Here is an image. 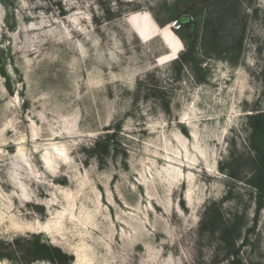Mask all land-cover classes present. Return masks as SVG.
Here are the masks:
<instances>
[{
    "label": "rangeland",
    "instance_id": "obj_1",
    "mask_svg": "<svg viewBox=\"0 0 264 264\" xmlns=\"http://www.w3.org/2000/svg\"><path fill=\"white\" fill-rule=\"evenodd\" d=\"M185 16L205 82L177 61ZM261 111L264 0H0V264H52L42 246L59 264H231L211 206L240 225L233 264H264L246 184Z\"/></svg>",
    "mask_w": 264,
    "mask_h": 264
},
{
    "label": "trees",
    "instance_id": "obj_2",
    "mask_svg": "<svg viewBox=\"0 0 264 264\" xmlns=\"http://www.w3.org/2000/svg\"><path fill=\"white\" fill-rule=\"evenodd\" d=\"M191 17H178L173 20L180 23L178 26L180 29L185 30L186 35V51L181 54L177 61L179 63L189 64L193 74L195 75L199 83L205 82L203 76L204 69L201 68V63L196 60V50L198 48V37L196 33V24L192 22ZM191 23V25L189 24ZM183 39V38H182ZM220 50H214L215 55H219ZM249 124L251 129L249 147L252 152V172L246 181V184L254 191L256 196V210L259 212L264 206V112H258L257 114L249 116ZM96 146H103V153H108L110 146V139L105 138L96 143ZM232 179H235L234 174H228ZM201 225L203 229H207L209 233L217 234V240L223 251V259L234 263L233 250L235 248L236 240L239 237L240 225L237 222L223 221L219 209L214 207H208L205 209L204 215L201 219ZM42 249L47 253H50L51 258L41 256L40 259H49L52 264L61 263L60 259H64L65 256L61 254L56 248H47L42 246Z\"/></svg>",
    "mask_w": 264,
    "mask_h": 264
},
{
    "label": "water",
    "instance_id": "obj_3",
    "mask_svg": "<svg viewBox=\"0 0 264 264\" xmlns=\"http://www.w3.org/2000/svg\"><path fill=\"white\" fill-rule=\"evenodd\" d=\"M180 25V23H177V25L175 27H178Z\"/></svg>",
    "mask_w": 264,
    "mask_h": 264
}]
</instances>
